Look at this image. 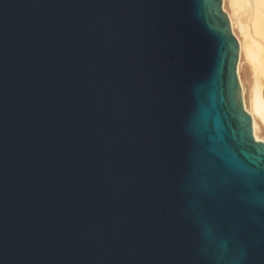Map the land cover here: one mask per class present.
I'll return each instance as SVG.
<instances>
[{
    "label": "water",
    "instance_id": "water-1",
    "mask_svg": "<svg viewBox=\"0 0 264 264\" xmlns=\"http://www.w3.org/2000/svg\"><path fill=\"white\" fill-rule=\"evenodd\" d=\"M221 0H0V264H264V142Z\"/></svg>",
    "mask_w": 264,
    "mask_h": 264
},
{
    "label": "bare ground",
    "instance_id": "bare-ground-1",
    "mask_svg": "<svg viewBox=\"0 0 264 264\" xmlns=\"http://www.w3.org/2000/svg\"><path fill=\"white\" fill-rule=\"evenodd\" d=\"M221 8L238 42L241 104L251 117L254 138L264 142V0H221Z\"/></svg>",
    "mask_w": 264,
    "mask_h": 264
},
{
    "label": "rangeland",
    "instance_id": "rangeland-1",
    "mask_svg": "<svg viewBox=\"0 0 264 264\" xmlns=\"http://www.w3.org/2000/svg\"><path fill=\"white\" fill-rule=\"evenodd\" d=\"M260 137L264 140V134L260 133Z\"/></svg>",
    "mask_w": 264,
    "mask_h": 264
}]
</instances>
